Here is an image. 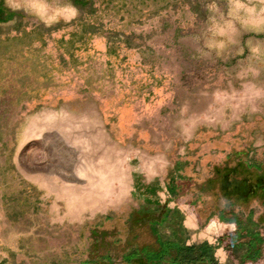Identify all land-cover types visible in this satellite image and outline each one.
I'll return each instance as SVG.
<instances>
[{
	"label": "rangeland",
	"instance_id": "obj_1",
	"mask_svg": "<svg viewBox=\"0 0 264 264\" xmlns=\"http://www.w3.org/2000/svg\"><path fill=\"white\" fill-rule=\"evenodd\" d=\"M153 1L0 0V212L10 209V243L26 264H175L164 248L181 242L151 223L175 163L237 141L241 113L264 111V0H198L197 46L184 0ZM52 131L111 145L89 161L95 172L127 153L139 167L124 195L69 192L60 172L84 164L44 141Z\"/></svg>",
	"mask_w": 264,
	"mask_h": 264
},
{
	"label": "crops",
	"instance_id": "obj_2",
	"mask_svg": "<svg viewBox=\"0 0 264 264\" xmlns=\"http://www.w3.org/2000/svg\"><path fill=\"white\" fill-rule=\"evenodd\" d=\"M32 1L40 7L38 0ZM158 2L153 1L163 8L172 4V0ZM197 2L184 0L183 3L191 30L188 38L193 46L200 43L198 26L194 24L200 20ZM230 22L233 33L234 20ZM233 42L230 39L229 50L238 52V45L234 47ZM249 44L255 53L254 38L248 40L247 49ZM226 46L221 42L217 51H228ZM259 47L263 48L259 52H264V39ZM241 114L240 118L245 117L248 125L237 141L224 143L225 146L222 142L206 144L195 155H183L175 163L161 201L165 211L151 221H164L160 226L186 245L207 243L214 249L217 264L228 261L240 264L243 259L244 264H264V111L261 115ZM146 182L151 184L153 180ZM228 245L238 247L236 254L228 251ZM175 253L170 250L172 256ZM0 264H26L16 255L14 243H10V209L0 212Z\"/></svg>",
	"mask_w": 264,
	"mask_h": 264
},
{
	"label": "bare ground",
	"instance_id": "obj_3",
	"mask_svg": "<svg viewBox=\"0 0 264 264\" xmlns=\"http://www.w3.org/2000/svg\"><path fill=\"white\" fill-rule=\"evenodd\" d=\"M58 113V112H57ZM44 115V117H52L53 115L51 114H41ZM58 115V114H57ZM63 116L67 117V114L63 112L62 114ZM59 116V115H58ZM89 117V116H88ZM43 118V117H42ZM58 118V117H57ZM56 118V120H57ZM82 118V117H81ZM84 119V118H83ZM81 120V119H80ZM79 120V121H80ZM73 123V122H72ZM71 123V124H72ZM57 124V123H56ZM87 125V124H86ZM85 125V126H86ZM64 127V126H63ZM77 127V126H76ZM65 129V128H64ZM41 130V129H40ZM66 130V129H65ZM81 130V129H80ZM103 130V129H102ZM44 131V130H43ZM46 131V130H45ZM44 131V132H45ZM101 131V130H100ZM53 132V131H52ZM95 133V132H94ZM45 135V136H44ZM42 134V136H44V141L47 140V143L53 145V146H59L61 149L60 151L65 153V151L67 153H69L71 156H75L78 160H80V162H82L84 164V167H80L78 168V170H74V171H62L60 172V178L62 180V184L65 185L68 189L69 192L71 191H81L82 193H86L87 196L89 194H92L96 189H98V194H108L110 198V196L112 198H114L115 195L120 194V195H124L123 193L127 190L128 188V179L130 178L132 171L135 167H139V166H135V163H131L129 166H127L123 159H127V153L123 152L119 158L121 159V163L118 165L114 164L116 166V168H113L110 166V162L109 165H102V167L98 170V172H95V170L91 167H89V161L91 159H95L96 157L98 159H103V157H107L108 151H106V149H110L109 147L111 145H109L106 148H100L98 145L101 144L96 143L98 141H96L95 138H93V136L89 133H85V132H80L76 135H67L65 132H58V131H54L52 134L50 135H46V134ZM41 138V136H40ZM101 141L106 140L107 141V137L104 134H100V138ZM41 140V139H40ZM110 139H108L109 141ZM43 141V140H42ZM41 141V142H42ZM111 143V142H109ZM46 144V143H45ZM105 144V143H103ZM113 145V147L117 148V145L115 144V142L111 143ZM44 148V146H42ZM41 147V148H42ZM51 148V147H49ZM54 148V147H52ZM58 148V147H57ZM48 150V148H46ZM44 150L45 153L47 150ZM96 150H101V152L95 157V151ZM49 151V150H48ZM52 151V150H51ZM50 151V153H51ZM110 151V150H109ZM133 150L129 151V155L131 153H133ZM49 153V154H50ZM53 153V152H52ZM58 154V153H57ZM62 154V153H61ZM66 154V153H65ZM44 155V154H43ZM59 155V154H58ZM139 155V154H137ZM141 155V154H140ZM51 156V155H49ZM45 158H47V156L44 155ZM53 157V156H52ZM56 157V156H54ZM53 157V158H54ZM105 157V158H106ZM52 158V159H53ZM109 158V156H108ZM51 159V160H52ZM132 159V158H131ZM42 160V159H41ZM54 161V160H53ZM66 161V160H65ZM112 161V160H111ZM150 161V160H149ZM148 164L152 165L153 162H149ZM32 163V162H31ZM65 163V162H64ZM38 164V163H37ZM67 164V163H66ZM137 164V163H136ZM56 166H58L57 164H55ZM60 165V164H59ZM63 165V164H62ZM126 165V166H125ZM35 167V166H34ZM60 167V166H59ZM58 167V168H59ZM36 168V167H35ZM46 168V167H45ZM52 170V169H50ZM55 170V169H54ZM30 171V170H28ZM35 171V170H34ZM38 171V170H37ZM44 171V170H43ZM85 171H89V175H87V173ZM53 172V171H52ZM56 172V170H55ZM49 173V172H48ZM28 174V173H27ZM31 174V173H30ZM44 175V173H40V175ZM52 174V173H51ZM97 174V178L93 179V176ZM53 175L55 176V174L53 173ZM59 175V173H58ZM56 177V176H55ZM48 180V179H47ZM49 183V182H48ZM47 183V184H48ZM39 184V183H38ZM53 185V184H51ZM48 185H46L47 187ZM50 187V184L49 186ZM53 187V186H51ZM56 189V188H55ZM50 190V189H48ZM105 191V192H104ZM56 193V192H54ZM72 194V193H71ZM79 196V194H78ZM116 197V196H115ZM119 197V196H118ZM106 198L103 202H102V206L108 204L110 202V199ZM117 199V198H116ZM119 199V198H118ZM79 201V200H78ZM84 201V200H83ZM116 201V200H115ZM79 205V204H78ZM53 207H55L53 205Z\"/></svg>",
	"mask_w": 264,
	"mask_h": 264
},
{
	"label": "trees",
	"instance_id": "obj_4",
	"mask_svg": "<svg viewBox=\"0 0 264 264\" xmlns=\"http://www.w3.org/2000/svg\"><path fill=\"white\" fill-rule=\"evenodd\" d=\"M151 227L153 231H157L156 227ZM164 249L166 251V255H168L169 257H173V259L175 260V264H197L198 262H206L207 264H217L213 255L214 249L207 243H203L200 246H196L186 245L182 242L176 247L170 245L168 248ZM227 249L232 254H236V252L238 251V247L232 245H228ZM170 250L176 251L175 256L170 255ZM161 262L162 261H157L158 264ZM244 263V259L240 261V264Z\"/></svg>",
	"mask_w": 264,
	"mask_h": 264
},
{
	"label": "clouds",
	"instance_id": "obj_5",
	"mask_svg": "<svg viewBox=\"0 0 264 264\" xmlns=\"http://www.w3.org/2000/svg\"><path fill=\"white\" fill-rule=\"evenodd\" d=\"M255 51V50H254Z\"/></svg>",
	"mask_w": 264,
	"mask_h": 264
}]
</instances>
